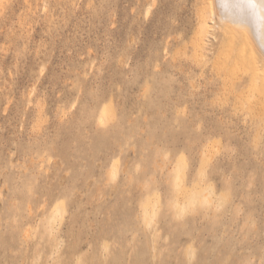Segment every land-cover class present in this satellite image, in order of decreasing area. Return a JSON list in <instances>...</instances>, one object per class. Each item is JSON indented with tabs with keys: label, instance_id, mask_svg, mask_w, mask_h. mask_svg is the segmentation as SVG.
Instances as JSON below:
<instances>
[{
	"label": "rangeland",
	"instance_id": "obj_1",
	"mask_svg": "<svg viewBox=\"0 0 264 264\" xmlns=\"http://www.w3.org/2000/svg\"><path fill=\"white\" fill-rule=\"evenodd\" d=\"M204 4L0 0V264H264V50Z\"/></svg>",
	"mask_w": 264,
	"mask_h": 264
},
{
	"label": "bare ground",
	"instance_id": "obj_2",
	"mask_svg": "<svg viewBox=\"0 0 264 264\" xmlns=\"http://www.w3.org/2000/svg\"><path fill=\"white\" fill-rule=\"evenodd\" d=\"M205 3L206 4H204L203 10L200 11L201 16L203 17V20L201 21V26H200V36L196 37V41H195L194 47H193V50L196 53L201 46V42L204 41L203 37L204 36L206 37V35L209 33V31H208V28H209L208 20L211 19L212 13L214 11L213 6L215 9V15L217 16V18L222 23H225L226 25H228V29L234 35H236V36L238 35L234 31V29H232L233 26H235V24L237 23V20L239 22L241 21V22L247 23L250 27L247 24H245V25H247L249 27V29L251 28L250 32H246V30L242 29L246 33H241V34L239 33L241 35V37L243 38L244 43L247 45L248 43L251 44L249 42L250 40L254 41L259 46V48L262 47V50H264V0H213V2H211V0H205ZM242 30H241V32H243ZM252 44H253V42H252ZM254 47H255V44H254ZM241 55L242 54H239L237 59L240 60ZM262 55H263V53H262ZM251 57L249 58L250 60L252 59ZM251 62H250V64H252V66H255L256 61L251 60ZM252 66H251V69H252ZM254 68L256 69V66L253 67V69ZM255 69H254V71H255ZM253 82H254L253 86H250L251 88H249V90H252L254 92L256 90V88L253 90L252 87H256V84L258 82H257V80L256 81L254 80ZM232 93H234V91H232ZM250 94H251L250 97L247 96L248 97L247 101H246L247 103L243 100V96L241 95V93L235 94V97L240 98L242 96V100H240V101H244L246 104H248L249 98L251 100L256 99V97L254 96L255 93L252 95V92H251ZM252 96H254V98ZM245 100H246V98H245ZM243 103H242V105H243ZM245 103H244V105H245ZM250 104H251V101H250ZM250 104H249V108H250ZM244 105H243V107H244ZM49 232H50V230H49Z\"/></svg>",
	"mask_w": 264,
	"mask_h": 264
}]
</instances>
